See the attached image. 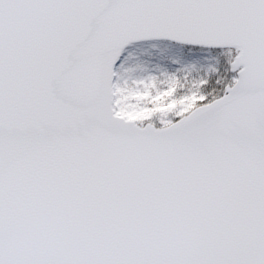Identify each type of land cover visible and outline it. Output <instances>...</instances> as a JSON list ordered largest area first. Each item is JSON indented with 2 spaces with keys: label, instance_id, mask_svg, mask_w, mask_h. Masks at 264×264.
<instances>
[{
  "label": "snow or ice",
  "instance_id": "6c2138e0",
  "mask_svg": "<svg viewBox=\"0 0 264 264\" xmlns=\"http://www.w3.org/2000/svg\"><path fill=\"white\" fill-rule=\"evenodd\" d=\"M0 264H264V0H0Z\"/></svg>",
  "mask_w": 264,
  "mask_h": 264
}]
</instances>
